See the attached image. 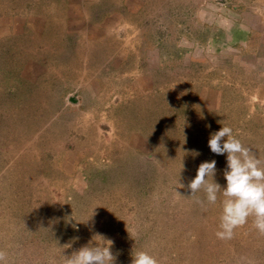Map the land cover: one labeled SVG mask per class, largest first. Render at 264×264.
Instances as JSON below:
<instances>
[{"label":"rangeland","instance_id":"1","mask_svg":"<svg viewBox=\"0 0 264 264\" xmlns=\"http://www.w3.org/2000/svg\"><path fill=\"white\" fill-rule=\"evenodd\" d=\"M72 1H85L101 45L58 40L51 0H0L7 264H61L97 234L113 242L114 264L138 250L158 264H264L251 217L218 239L223 197L201 206L204 193L187 189L212 160L226 185V154L208 147L220 121L264 160V0Z\"/></svg>","mask_w":264,"mask_h":264},{"label":"clouds","instance_id":"2","mask_svg":"<svg viewBox=\"0 0 264 264\" xmlns=\"http://www.w3.org/2000/svg\"><path fill=\"white\" fill-rule=\"evenodd\" d=\"M220 123V130L210 134L208 147L215 155L226 154V168L223 171L226 185L221 187L214 181L215 160L202 162L195 178L187 184L191 193L188 198L196 197L202 191L205 199L196 198V203L204 206L214 205L218 196L223 197L219 230L215 233L218 239H231L236 229L248 223L249 217L252 218V227L264 235V160L245 147L230 126L223 124V121ZM194 155L199 153L195 152ZM183 187L185 185L180 183V188ZM94 239L100 243L81 247L70 256L63 255L61 264H114L115 257L111 252L113 242L99 234ZM0 264H7L3 250H0ZM131 264H158V261L147 251L138 250L132 253Z\"/></svg>","mask_w":264,"mask_h":264},{"label":"crops","instance_id":"3","mask_svg":"<svg viewBox=\"0 0 264 264\" xmlns=\"http://www.w3.org/2000/svg\"><path fill=\"white\" fill-rule=\"evenodd\" d=\"M39 2V0H36ZM52 8L58 9L59 10V25L56 27V31L58 34L54 31L56 34L57 39L60 37L58 40H63L68 38H72L74 41L78 43L79 46H84L86 47L87 45H99L98 43L100 42L103 43V39L97 37L96 39L89 38V34H91L87 29L85 28L84 25V6H85V1H80L79 5L73 6V1L72 0H51V5ZM75 7V8H74ZM91 9V8H90ZM78 11L79 13H77ZM83 21V22H82ZM63 27V28H62ZM54 27L50 28L52 31ZM61 28L63 29L62 32H60ZM53 32V31H52ZM92 33L96 34H101L98 30H95ZM83 55L89 54L86 50V54L81 53ZM99 54V49H96L92 55H98ZM90 56V54H89ZM100 59V58H99ZM60 63H59V68H60ZM74 67L77 70V67L74 66L73 64H69L66 67L62 68L63 71L67 70L68 68ZM86 66H82L80 70L78 71H71V75L74 79V83H68V86L70 87L71 85L74 87L73 93H83L84 92V87L83 90L81 91L80 86H84V82H80L79 77L81 74H84L83 72L86 71ZM86 73V72H85ZM87 75V74H86ZM86 75L84 74V78H86ZM71 86V87H72ZM96 94H99V91L96 92ZM55 105V104H54Z\"/></svg>","mask_w":264,"mask_h":264}]
</instances>
